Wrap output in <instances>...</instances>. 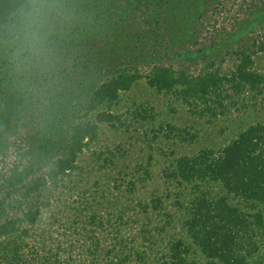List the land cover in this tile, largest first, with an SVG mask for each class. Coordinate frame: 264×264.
Instances as JSON below:
<instances>
[{
    "label": "trees",
    "instance_id": "obj_1",
    "mask_svg": "<svg viewBox=\"0 0 264 264\" xmlns=\"http://www.w3.org/2000/svg\"><path fill=\"white\" fill-rule=\"evenodd\" d=\"M101 1L83 0L84 7L76 16L63 18L59 7H66L69 0H40L52 10L42 42L34 47L23 42L17 30L22 9L32 0H0V46H9V52H15L12 61L24 71L16 76L28 90L37 88L33 95L47 102L48 114L30 127V132L39 127L42 133L37 143L45 171L13 190L17 208L13 215L0 218V246L7 245L0 248V264H264L262 123L249 125L217 151L204 148L170 165L167 178L178 186L172 191L177 194L173 206L177 207L174 211L181 232L164 245L156 240L159 237L161 242L166 226L157 228L152 221L161 217L164 201L153 197L138 203L142 217L132 220L141 229L136 238L139 246L117 242V225L109 233L116 242L107 248L104 259L97 256V235L96 239L86 236L79 259L71 256L69 245L65 253L57 245L43 257L39 252L25 256L23 245L30 227L41 221L42 212L50 205L44 194L72 175L78 157L96 140L101 124L116 126L119 117L112 112L121 94L138 81H144L157 94H176L187 104L199 100L206 106L212 97H221L222 85L229 84L237 93L256 91L264 84V77L252 69V56L264 54V32L248 53L234 52L236 65L229 75L213 72L193 76L159 64L155 50L150 57H142L148 41L181 47L192 40V34L182 25V10L175 15L169 12L163 18L165 22L154 20L145 28L131 30L128 19L116 16L112 8L103 14ZM193 16L200 14L195 11ZM86 22L93 29L89 33L73 27ZM103 38L107 45L102 44ZM53 51L58 57L50 55ZM100 53L106 57L96 56ZM185 188L190 190L187 197ZM89 219L95 228L103 221L95 216ZM195 253L202 261L195 258Z\"/></svg>",
    "mask_w": 264,
    "mask_h": 264
},
{
    "label": "rangeland",
    "instance_id": "obj_2",
    "mask_svg": "<svg viewBox=\"0 0 264 264\" xmlns=\"http://www.w3.org/2000/svg\"><path fill=\"white\" fill-rule=\"evenodd\" d=\"M84 4L83 0H69L66 7H59L60 17L76 16ZM99 8L106 15L112 8L116 16L128 19L131 30L145 28L154 20L165 22L169 12L175 15L182 10V25L192 40L181 47L148 41L142 57H150L155 50L159 64L193 76L229 75L236 65L234 52L248 53L264 32V0H102ZM195 11L199 17L193 16ZM73 27L79 32L93 30L87 22ZM64 37L69 39L67 34ZM102 44L107 45L104 38ZM136 46L142 49L140 44ZM9 49L0 46V218L13 215L17 208L13 190L45 171L37 143L42 133L39 127L30 132V127L48 117L47 102L33 95L37 88L28 90L16 76L24 73L23 67L18 69L12 61L15 52ZM57 54L50 55L56 58ZM96 56L105 58L106 54ZM252 61L253 71L264 77V54L253 55ZM219 93L221 97H212L207 106L199 100L187 104L176 94H157L144 81L122 93L112 112L119 117L116 126L101 124L96 140L78 157L72 175L44 194L50 205L41 221L30 227L23 245L25 256L39 252L43 257L57 245L65 253L69 245L71 256L79 259L86 236L96 239L97 235V256L104 259L107 248L116 242L109 233L117 225V242L139 246L136 238L141 229L132 220L142 217L138 203L153 197L164 201L161 217L152 218L157 228L166 226L157 243L164 245L178 237L181 231L173 206L177 194L172 191L178 186L168 181L170 165L204 148L217 151L249 125L264 124V84L256 91L237 93L225 84ZM184 193L187 197L190 190L185 188ZM91 216L102 219L101 226L95 228ZM54 218L56 223H52ZM6 247L5 243L0 246ZM194 255L202 261L198 253Z\"/></svg>",
    "mask_w": 264,
    "mask_h": 264
},
{
    "label": "clouds",
    "instance_id": "obj_3",
    "mask_svg": "<svg viewBox=\"0 0 264 264\" xmlns=\"http://www.w3.org/2000/svg\"><path fill=\"white\" fill-rule=\"evenodd\" d=\"M48 14L49 6L40 0H32L22 9L17 30L23 42L34 47L41 44Z\"/></svg>",
    "mask_w": 264,
    "mask_h": 264
}]
</instances>
